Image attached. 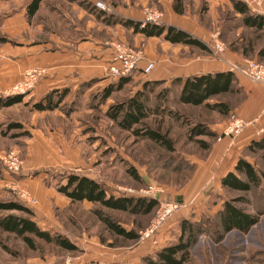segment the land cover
<instances>
[{
    "label": "rangeland",
    "instance_id": "1",
    "mask_svg": "<svg viewBox=\"0 0 264 264\" xmlns=\"http://www.w3.org/2000/svg\"><path fill=\"white\" fill-rule=\"evenodd\" d=\"M87 1L94 2L96 0H45L39 14L29 22L32 31L36 30L38 26H42L43 34L41 35L49 34L48 37L45 36L46 39H50L51 34L57 35L61 39H71L75 36L71 34V31L74 32V30L62 22L64 18H69L75 22L74 24L79 22L78 28L85 32L82 34L85 36L88 34L89 21L93 20L82 14L84 12L92 13L86 9ZM98 1L109 5L111 12L107 14L116 19H118L117 12L122 17L124 16L122 20L130 19L137 22L146 9L157 10L163 14L162 26L176 25L201 38L203 35L207 37L210 33H220V39L229 50L230 43L234 39L243 33L250 34L249 31L242 29L240 18L234 12L230 0ZM175 5L183 6L184 14L182 16L174 12ZM80 15H83L81 19ZM100 15L95 14L98 25L92 28L91 34L104 40L103 42L124 41L129 46L140 45L142 49L147 50L149 56L152 54L151 50L156 56L169 53L179 56L180 59H188V63L195 60L197 62L198 59L209 62L220 61L219 57L212 54L210 43L204 42L207 45L206 51L188 46L175 47L169 43L166 44L167 48L165 49L164 42L159 40L149 42L146 37L143 38L135 33L130 34V29L121 24V28L108 24L107 33L106 29L102 30L106 23H101ZM1 30L2 28L0 29V50L11 49L18 45L15 43L20 41L19 39L1 34ZM112 35L118 37V40H112ZM77 36L80 37V34ZM149 43H151V48ZM260 44L264 45V36ZM262 63L264 64V62ZM165 68L167 69V66ZM173 77H168V80L160 81L159 85L154 86H146L147 83H153L146 78H142L138 82L132 81L121 91L113 92L106 102H103L105 91L115 83L108 76V72L102 79L95 78L93 81L78 86L77 89L72 87L66 89L68 95L62 109L50 112L49 115L46 113L48 117L43 118L44 124L40 122L39 127L41 128L42 124L46 125L51 133L55 132L58 127L62 128L64 140L67 143H72L73 149L77 150V153L73 150L71 161L66 162L63 167H57V165L39 167L33 163L39 162L38 158L36 160L30 158V162L26 164L28 159L26 152L29 144L34 140L28 127L35 114V111L31 110L34 105L32 101L28 102L29 106L21 105L12 110L0 111V152L17 151L27 169V172L23 170L20 175H6L16 183L21 182L20 188L30 191L37 199L38 205L37 207L28 205L20 199L17 191L7 188L6 184L0 185V202H22L34 213V221L40 229L48 231L52 235H60L76 247L75 251H66L55 244L37 240L38 249L33 251L15 235L0 231V264H143V258L154 255L160 249V244L154 245L151 240L140 238L139 241L131 242L112 236L95 216L94 206L88 203L71 204L66 197L58 193V187L65 184V178L70 173L88 175L101 183H107L110 185L107 188L110 193H119L120 188L139 192L146 189L151 182L156 181L165 190L162 196L163 200H175L180 203L177 200L179 192L189 184L190 177L194 172L185 171L177 164L175 166L178 167L176 174L169 175L164 161L170 156V153L158 145L121 131L105 116L110 106L118 105L129 97L143 92L153 112L147 119L146 125L160 131L172 140L176 156L186 154L188 158L192 156L198 160H205L214 145L222 142L223 139L220 141L219 138H205L204 141L211 143L212 146L210 150H204L196 142H191L188 139L187 121L193 124H214V126L224 127L231 114L226 119L225 115L210 112L204 107L189 108L180 105L177 102L179 86L172 84L175 80ZM167 89L169 91H166ZM5 91L6 89L0 88V98H5ZM244 97L247 99V96ZM239 100H243V96L229 95L226 97L228 104ZM101 102L103 103L101 104ZM164 108L165 110H163ZM15 121H21L27 126L23 130H7L9 123ZM46 145L52 147L50 143ZM255 159L257 160V169L264 177V154L258 153ZM253 162L255 163V161ZM130 166L135 167L146 180L144 182L135 181L127 172ZM2 169L3 166L0 163V170ZM34 185L41 194L40 198L34 192ZM261 192L258 194L264 196V192ZM223 193L217 191L208 195V200H204L200 207L193 210L194 212L175 214L170 219L171 221L169 220L162 228L166 231L164 234L165 244L177 242L180 236V223L183 220L200 221L203 217H214L222 208ZM208 196L206 195V197ZM227 196L231 198L245 197L248 200V204L245 206L246 210L255 213L253 203L255 193L248 195L236 193ZM199 197L200 195L197 199ZM196 204L197 200L192 205ZM183 210L184 207L180 211ZM12 214L24 216L20 212ZM106 214L113 220L121 222L127 230L144 231L151 224L155 212L150 216H131L109 211H106ZM253 250H264V215L249 234L243 235L237 232L228 234L223 241V248L215 245L210 238L201 237L192 252L189 264H264V256L254 257Z\"/></svg>",
    "mask_w": 264,
    "mask_h": 264
},
{
    "label": "trees",
    "instance_id": "2",
    "mask_svg": "<svg viewBox=\"0 0 264 264\" xmlns=\"http://www.w3.org/2000/svg\"><path fill=\"white\" fill-rule=\"evenodd\" d=\"M44 1L28 0L26 6L27 21L30 22L32 19H35ZM230 2L234 12L240 16L241 27L250 32V34H241L238 41L230 45L231 50L240 52L245 58H253L259 63L264 62V45L260 44L264 36V16L255 13L242 0H230ZM86 9L96 13V15L101 14L100 17H106L105 22L107 24H113L114 18L112 15L97 10L93 2L87 1ZM174 12L183 15V6L175 5ZM62 22L68 28H71V30H74L76 27L75 22L69 18H64ZM117 23L133 29L135 34L143 35L147 39L163 37L166 42L172 45L188 46L201 51L207 50V45L203 41L174 26L148 25L141 28V23L139 22L122 19H117L114 22V24ZM81 37L82 34L76 38L80 40ZM10 41L12 40L10 39ZM132 81V77L130 76L113 83L105 91L103 102H106L113 92L117 90L121 91ZM172 84L179 86L177 102L180 105L189 108L204 107L210 112L225 115L226 119L245 102L244 99L246 98L244 96H247L243 88L240 87L239 81L233 72H217L201 76H191L185 79L178 78ZM150 85H159V82L146 84V86ZM166 91L169 90L167 89ZM67 95V90H53L44 95L39 102L35 103L31 110L39 113L59 111L62 109ZM229 95L243 96V100L232 101L231 104H228L226 97ZM147 100L145 94L139 92L118 105L110 106L105 116L121 131L158 145L170 153V156L164 161L166 169L169 170L167 172L169 175H175L178 167H181L185 171H193L194 173L189 180L190 183L197 171V164L192 160L197 158L192 156L188 158L186 154L176 156V149L172 140L160 131L151 129L146 125L147 119L153 113ZM21 105L29 106V103L24 102L23 96L0 99V111L5 109L12 110ZM25 126L26 124L21 121L10 122L7 130H23ZM213 126L214 124H193L187 121V137L191 142H196L204 150H210L211 143H206L204 139L219 138V134L212 130ZM258 153L264 154V135L252 141L244 149L234 172L229 173L222 179L221 189L222 193L224 192L222 195L224 199L222 201V208L218 213L214 217H203L200 221L183 220L180 223V236L177 242L163 248L152 256L143 258L142 263L189 264L192 252L201 237H208L215 245L223 248V241L228 234L232 232L243 235L249 234L259 224L261 217L264 215V196L258 194L260 191H262L261 193L264 192V177L258 171L257 160L255 159ZM177 164L180 166L175 167ZM127 172L137 182H144L146 180L133 166H130ZM2 174L4 175L3 169L0 170V178L3 177ZM65 179V184L59 185L58 193L66 197L71 204L88 203L94 206L93 212L95 216L105 226L107 231L112 236L124 241H139L140 234L143 231L127 230L121 222L115 221L111 216L107 215L106 211L125 213L131 216H150L155 212L159 204L153 198L125 196L115 192L110 193L107 189L110 186L109 184L101 183L88 175L70 173ZM225 193L227 195L236 193L248 195L255 193L256 196L253 198L255 213L246 210L245 206L248 204V200L245 197L231 198ZM13 212H20L24 216H16L12 214ZM0 231L15 235L33 251L38 249L37 240L47 244H55L66 251H75L76 249L73 244L60 235H52L50 232L40 229L34 221V213L20 201L0 202ZM252 255L254 257H262L264 256V250H253Z\"/></svg>",
    "mask_w": 264,
    "mask_h": 264
},
{
    "label": "crops",
    "instance_id": "3",
    "mask_svg": "<svg viewBox=\"0 0 264 264\" xmlns=\"http://www.w3.org/2000/svg\"><path fill=\"white\" fill-rule=\"evenodd\" d=\"M27 2L28 0H0L1 34L20 40L16 41L18 45L14 48L0 50V88L2 90L6 89L5 92L10 90L22 79L23 75L28 70L44 68L47 71L46 75L35 88L34 92L24 97L25 103L32 101V103L35 104L39 102L44 95L53 90H66L71 87L77 89L79 88L78 86L84 83L93 81L95 78L99 80L105 76L112 60V51L109 47L105 46L106 42H103L104 40L91 34L92 28L98 25L96 22L97 17L95 16L96 13L92 12L89 14L83 11L84 13L82 14L91 17L93 20L89 21L87 27L88 34L82 36L80 40L76 38L77 34H83L85 32L78 28L79 22L76 24L74 32H71V34L75 35L73 37L71 35V39H61L53 34L50 35V39H46L49 34L41 35L43 34L42 26H38L36 30L32 31L30 23L26 19ZM253 11L264 16V4ZM116 14L118 19L124 17H122L120 13L116 12ZM82 17L83 15L79 16L80 19ZM104 18V16L100 17L101 23H106L102 30L106 29L108 33L109 25L104 21ZM143 18L144 14L137 22H141ZM238 18H240V16ZM113 20L112 26L117 25V27H122L119 23L114 24L117 20L116 18ZM169 26H174L190 33L182 27L176 25ZM242 29L244 30L243 27ZM129 32L130 34L134 33L133 29H130ZM190 34L207 44L212 42L215 35L218 34L220 37V33H210L207 37L203 35V38L198 35H193V33ZM239 37L234 39L230 45L235 44ZM117 38L118 37L113 36L111 39L118 40ZM143 38L145 37L143 36ZM152 40L164 42V48H167L166 44H168V42H166L163 37L148 39L149 42ZM172 46L180 47L182 45ZM132 47L140 48V45ZM149 47L151 48V43H149ZM226 49V53L222 57L224 59H220V61L209 62L204 59H198L197 62L195 60L190 63H188V59L186 58L180 59L179 56L169 53L156 56L153 54L152 50V54L149 56L145 49L146 58L143 63H141L140 69L132 76V80L138 82L140 79L146 78L150 82H160L168 80L167 78L171 76H174L173 78L175 79H185L191 76H201L217 72H232L233 66H244L246 60L253 59L245 58L240 52H234L231 48L229 50L227 46ZM149 63H154L155 68L149 75H144L142 70ZM166 66L167 69L165 68ZM235 75L239 81L240 87L243 88L247 95V99L235 110V113L248 121L250 125L237 139L231 140L224 138L222 142L215 144L210 155L205 160H193V162L197 164V171L190 183L179 192L177 200L182 203L184 207L183 211H179L180 213L194 212L193 210L196 209V207H200L204 200H208V195H212L217 191H222V179L229 173L234 172L235 166L242 156L244 149L252 141L261 138L258 136V133L261 129H264V85L254 83L240 73H236ZM49 114L50 113H48V115ZM48 115L46 113L35 112L29 122V131L34 140L29 144L27 149L26 156L28 159L26 164L30 162V158L32 160L38 158L40 161L33 163L39 167L52 165L63 167L66 162L72 159L71 157L73 156L74 150L73 145L64 140L65 136L62 128L58 127L55 132L51 133L49 127L43 125V118H47ZM40 122L43 123L41 128H39ZM222 129L223 127L220 126H213L212 128L217 134H220ZM48 143H50L52 147H50V145L47 146L46 144ZM39 145H41V147H39ZM44 146L46 147L44 148ZM74 152L77 153V150H74ZM0 153H2V151ZM25 171L27 172L26 168ZM2 184H6L7 188H10V186L14 184L21 187L22 183H16L4 173L3 177L0 178V185ZM33 189L40 198L41 194L38 188L34 185ZM199 195L200 197L197 199ZM206 195L208 197H206ZM195 200H197V204L192 205ZM179 212L177 214H179ZM165 232L166 231L163 229L157 237L160 249L156 252L172 245L171 243L165 244Z\"/></svg>",
    "mask_w": 264,
    "mask_h": 264
},
{
    "label": "built area",
    "instance_id": "4",
    "mask_svg": "<svg viewBox=\"0 0 264 264\" xmlns=\"http://www.w3.org/2000/svg\"><path fill=\"white\" fill-rule=\"evenodd\" d=\"M242 1L246 3L252 10L260 8L264 3V0ZM93 3L97 10L105 13L111 12V7L106 3L98 0L94 1ZM140 23L141 28H144L148 25L162 26L163 14L157 10L146 9L144 12V20H142ZM210 44V50L212 54L221 59L225 55L227 49L226 45L221 41L218 34L213 37V40ZM105 46L109 47L112 51V60L107 72L108 76L114 82H118L119 80L130 76L132 77L134 73L140 69L141 63H143L146 58L144 49L129 46L122 41H107ZM154 68L155 64L149 63L145 68H143L142 73L144 75H149ZM232 72L235 74L240 73L245 75L254 83L264 85V64L259 63L256 60H246L244 66H233ZM46 73L47 71L44 68L28 70L19 82H17L10 90L4 93V97L29 96L34 92L35 88L39 85ZM249 125L250 123L244 118L237 114H231L229 121L219 134V140L221 141L224 138L234 140L238 138ZM263 135L264 129H261L258 133V136L261 137ZM0 163L3 166L5 174L20 175L23 170L25 171L24 162L20 158L19 153L15 150L1 153ZM10 189L17 191L22 201L26 202L28 205L37 207L38 201L33 197L30 191L21 189L17 184L12 185ZM164 193V188L156 181L151 182L146 189L139 192L133 191L131 189L120 188L118 193L125 196L153 198L158 201L159 204L151 224L140 234V238L142 240H151L154 245L158 244L157 237L164 225L175 214L183 209V205L176 202L175 200H163L162 196Z\"/></svg>",
    "mask_w": 264,
    "mask_h": 264
}]
</instances>
